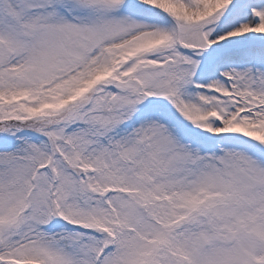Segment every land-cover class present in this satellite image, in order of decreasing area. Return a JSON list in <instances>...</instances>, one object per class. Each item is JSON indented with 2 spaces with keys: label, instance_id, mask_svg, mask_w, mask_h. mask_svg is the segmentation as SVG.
Segmentation results:
<instances>
[{
  "label": "snow or ice",
  "instance_id": "6c2138e0",
  "mask_svg": "<svg viewBox=\"0 0 264 264\" xmlns=\"http://www.w3.org/2000/svg\"><path fill=\"white\" fill-rule=\"evenodd\" d=\"M0 264H264V0H0Z\"/></svg>",
  "mask_w": 264,
  "mask_h": 264
}]
</instances>
